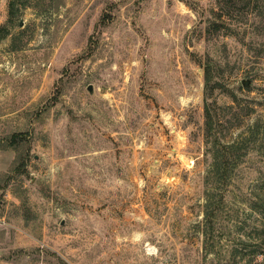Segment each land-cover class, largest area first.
I'll use <instances>...</instances> for the list:
<instances>
[{"label": "rangeland", "instance_id": "rangeland-1", "mask_svg": "<svg viewBox=\"0 0 264 264\" xmlns=\"http://www.w3.org/2000/svg\"><path fill=\"white\" fill-rule=\"evenodd\" d=\"M263 23L264 0H0V264H264L253 145L204 217L205 107L223 142L263 119Z\"/></svg>", "mask_w": 264, "mask_h": 264}, {"label": "trees", "instance_id": "trees-1", "mask_svg": "<svg viewBox=\"0 0 264 264\" xmlns=\"http://www.w3.org/2000/svg\"><path fill=\"white\" fill-rule=\"evenodd\" d=\"M243 1H246L248 6L252 3V0ZM14 9V5L11 4L9 14L12 17L15 14ZM213 27H215L216 32H222L223 30L228 32H223V34H229L232 32V28L225 23H215L213 24ZM260 35L264 36V23L262 25ZM215 84L216 83L213 81L212 67L209 65L205 69L206 95L212 93ZM230 107L232 108V106ZM231 108L229 111L232 113ZM205 117L207 145L209 146V151L211 152L213 159L207 174V180H213V188H211L207 193V203L205 204L204 217L206 222L213 223L222 210V189H225L232 182V175L236 168V159L239 160L248 155L251 149L249 147L250 145L254 146L255 151L260 154H264V116L263 119L257 120L252 126H248L245 130L246 132L243 131L240 134V139L233 142H223L221 138H219L217 128L214 125V117L208 104H206L205 107ZM240 117V114L233 115L232 121L230 120L231 127L239 125ZM260 180H264V174L260 176ZM217 196H220V198H216ZM262 201L263 200L260 199L258 203H262ZM253 254L258 255L262 254V252L254 250Z\"/></svg>", "mask_w": 264, "mask_h": 264}, {"label": "water", "instance_id": "water-1", "mask_svg": "<svg viewBox=\"0 0 264 264\" xmlns=\"http://www.w3.org/2000/svg\"><path fill=\"white\" fill-rule=\"evenodd\" d=\"M89 90H91V88H89Z\"/></svg>", "mask_w": 264, "mask_h": 264}]
</instances>
